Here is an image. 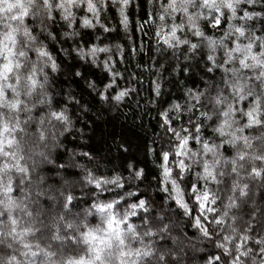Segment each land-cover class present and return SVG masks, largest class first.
Masks as SVG:
<instances>
[{
	"label": "clouds",
	"instance_id": "9594fccd",
	"mask_svg": "<svg viewBox=\"0 0 264 264\" xmlns=\"http://www.w3.org/2000/svg\"><path fill=\"white\" fill-rule=\"evenodd\" d=\"M0 264H264V0H0Z\"/></svg>",
	"mask_w": 264,
	"mask_h": 264
}]
</instances>
